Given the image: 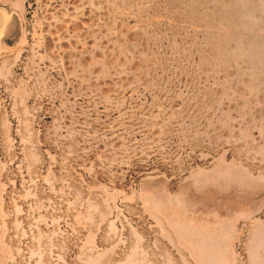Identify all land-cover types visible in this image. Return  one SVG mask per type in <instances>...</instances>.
<instances>
[{"label":"rangeland","instance_id":"obj_1","mask_svg":"<svg viewBox=\"0 0 264 264\" xmlns=\"http://www.w3.org/2000/svg\"><path fill=\"white\" fill-rule=\"evenodd\" d=\"M0 264H264V0H0Z\"/></svg>","mask_w":264,"mask_h":264}]
</instances>
